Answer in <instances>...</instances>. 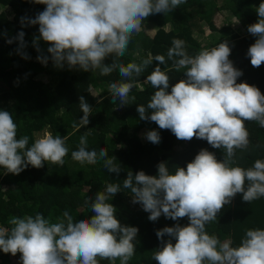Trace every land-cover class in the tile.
<instances>
[{
  "label": "clouds",
  "instance_id": "1",
  "mask_svg": "<svg viewBox=\"0 0 264 264\" xmlns=\"http://www.w3.org/2000/svg\"><path fill=\"white\" fill-rule=\"evenodd\" d=\"M34 2L46 7L27 23L39 25V37L50 45L47 52L55 67L61 68L66 62L70 69L85 72L99 69L104 76L118 70L126 82L110 83L108 92L114 103L118 100L124 106L130 104L129 93L135 79L155 60L158 65L147 75L146 82L157 90L146 107L137 105L140 119L170 130L177 139L190 141L195 137L206 140L212 148L224 150L222 161L214 153L201 149L186 168L177 167L174 173L161 162L157 175H146L143 171L133 175L129 171L123 179V188L130 190L133 203L141 204L149 213L150 221H156L162 214L174 221L188 218L186 226L176 224L156 231L158 239L165 235L175 239L174 244L171 239L163 241L154 253L157 264H264V229L246 230L237 247L206 231V225L217 221V214L236 194L242 193L243 201L249 203L264 197V160L257 159L247 169L234 166L236 151L247 149L250 143L245 121L258 122L264 128V94L256 86L236 82L242 72L229 60L228 42L190 56L186 42L173 39L167 58L173 60L175 71L184 70L186 79L176 82L169 92L170 77L159 66L165 63L164 55L126 65L120 58L147 17L169 13L187 0ZM256 13L257 21L247 27L256 37L247 52L253 67L264 64V2ZM23 36L21 31L15 38L21 45ZM110 55L111 63H104ZM37 59L45 64L48 61L47 56ZM79 106L83 116L78 124H73L75 128L86 126L92 113L83 96L79 98ZM17 127L8 111H0V168L15 175L29 165L37 169L45 162L63 166L69 153L66 137L49 132L29 147L27 135L17 139ZM146 139L158 144L161 138L156 130H150ZM71 157L81 164L102 161L109 173L121 171L115 157L108 156L105 148L98 152L89 150L88 134L79 138L78 149L71 152ZM120 191V185L108 184L104 192H98L90 206L94 215L89 219L74 222L67 210L55 223L39 213L12 217L10 229L0 227V251L13 256L20 253L21 264H100L103 260L128 264L135 253L133 240L138 228L121 225L115 207L108 203Z\"/></svg>",
  "mask_w": 264,
  "mask_h": 264
},
{
  "label": "trees",
  "instance_id": "2",
  "mask_svg": "<svg viewBox=\"0 0 264 264\" xmlns=\"http://www.w3.org/2000/svg\"><path fill=\"white\" fill-rule=\"evenodd\" d=\"M261 2L264 0H187L169 13L152 14L144 20L141 31L133 34L120 62L139 64L144 59L164 55L165 63L159 66L170 77V92L171 86L186 79L184 70L175 71L173 60L167 58L173 39L184 40L190 56L227 41L231 48L229 60L242 72L236 82L256 86L264 94V64L253 67L247 55L256 39L247 27L257 21L256 9ZM45 7L34 0H0V111H8L13 116L18 126L17 139L27 135L29 147L36 135L50 132L53 136L66 137L69 153L63 166L45 162L41 168L29 165L15 175L0 168V227L10 229L12 217L37 213L55 223L62 219L65 210L74 222L89 219L94 215L90 206L96 194L104 192L108 184H118L121 191L108 203L115 207V216L121 225L138 228L133 240L135 253L128 264H157L154 253L163 241L171 239L174 244L175 239L167 235L158 239L156 231L176 224L186 226L188 218L174 221L162 214L156 221H150L142 205L132 202L130 190L123 188V179L129 171L133 175L138 171L157 175V165L161 162L174 173L177 167L186 168L201 149L214 153L222 161L224 150L212 148L206 140L195 137L190 141L177 139L170 130L140 119L137 105L146 107L157 90L146 82L147 75L158 65L155 60L135 79L129 93L130 104L124 106L118 100L114 103L108 92L110 83L126 82L118 70L104 76L99 69L89 72L73 71L68 66L61 71L53 69L47 52L50 45L39 37V25L27 23ZM224 12L231 19H225ZM196 18L210 31L211 41L206 45L193 35L199 24ZM148 25L153 27L152 32L146 31ZM21 31L23 45L15 39ZM9 39L13 42L8 43ZM38 56H47V63H41ZM112 59L110 55L104 63H111ZM80 96L89 103L92 113L86 126L75 128L73 124H78L83 116ZM245 126L250 143L247 149L236 151L234 166L247 169L257 159L264 160V128L255 121H245ZM150 130L159 133L158 144L146 139ZM85 134H88L89 150L98 152L103 147L108 156L115 157L121 168L119 174L109 173L102 161L89 165L72 159L71 152L78 149L79 138ZM242 196V193L236 194L217 214V221L206 225L209 235H215L221 242L230 241L233 247L239 246L246 230L264 229V197L249 203ZM20 257V253L13 256L0 251V264H21ZM100 264H120V261L103 260Z\"/></svg>",
  "mask_w": 264,
  "mask_h": 264
},
{
  "label": "rangeland",
  "instance_id": "3",
  "mask_svg": "<svg viewBox=\"0 0 264 264\" xmlns=\"http://www.w3.org/2000/svg\"><path fill=\"white\" fill-rule=\"evenodd\" d=\"M219 2V1H218ZM221 3V2H219ZM217 5V4H216ZM225 13V12H224ZM224 18L225 19H231V16L227 15L225 13L224 15ZM197 22H199L198 25L195 26L194 28V32H193V35L194 37L196 38L197 41H199V43H201L202 45H206L208 42L211 41V36H210V31L208 30L207 26L205 25L204 22L200 21L198 18L195 19ZM148 32H152L153 31V27L148 25L147 26V30ZM51 67L57 71H61L65 68H67V64L66 62L64 63V66L61 67V68H57L54 66V64L51 65ZM73 71H79L80 69L79 68H72ZM45 134L47 133H43V134H40V135H36V139L38 138H41L43 137ZM4 228V227H3Z\"/></svg>",
  "mask_w": 264,
  "mask_h": 264
}]
</instances>
